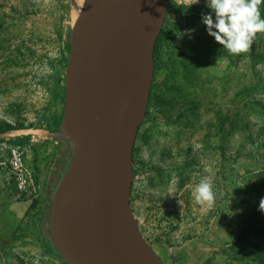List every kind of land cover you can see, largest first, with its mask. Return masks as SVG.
I'll list each match as a JSON object with an SVG mask.
<instances>
[{
  "label": "rangeland",
  "instance_id": "rangeland-1",
  "mask_svg": "<svg viewBox=\"0 0 264 264\" xmlns=\"http://www.w3.org/2000/svg\"><path fill=\"white\" fill-rule=\"evenodd\" d=\"M82 5L0 0V121L44 129L62 112L61 50ZM192 6L200 9L168 8L157 39L160 66L134 148L132 209L165 264H264V33L247 53L231 55L202 22L207 0ZM26 153L35 187L38 158ZM205 176L213 180L211 207L192 195ZM54 188L44 192L48 201ZM36 213L40 244L18 242L17 229L0 240V264H66L44 242L49 207ZM18 215L11 208L7 219Z\"/></svg>",
  "mask_w": 264,
  "mask_h": 264
},
{
  "label": "water",
  "instance_id": "water-1",
  "mask_svg": "<svg viewBox=\"0 0 264 264\" xmlns=\"http://www.w3.org/2000/svg\"><path fill=\"white\" fill-rule=\"evenodd\" d=\"M170 2L83 0L72 27L61 130L73 158L46 206L50 239L67 264H165L131 195Z\"/></svg>",
  "mask_w": 264,
  "mask_h": 264
},
{
  "label": "crops",
  "instance_id": "crops-1",
  "mask_svg": "<svg viewBox=\"0 0 264 264\" xmlns=\"http://www.w3.org/2000/svg\"><path fill=\"white\" fill-rule=\"evenodd\" d=\"M26 136L31 138L30 146L27 148L28 156L34 154L38 158V182L35 187L37 193L45 201L42 207L45 210L50 201L46 199L44 192L48 194V190L52 186H56L60 175L67 167L72 154V141L63 130L53 131L47 128H25L0 133V141L6 139L12 143L15 139ZM46 164L51 165L48 170L44 168ZM47 183L49 187L46 185ZM13 193V189H11L7 181V171L0 169V240L2 238L8 240L12 232L18 229V242L28 241L30 243H26V245H31L32 243L39 245L41 237H43L41 234L43 220L39 219L36 210L31 209L33 201L31 197L17 199ZM11 208L19 209V215L14 216L12 221L7 219ZM45 244L47 243L45 242Z\"/></svg>",
  "mask_w": 264,
  "mask_h": 264
},
{
  "label": "clouds",
  "instance_id": "clouds-1",
  "mask_svg": "<svg viewBox=\"0 0 264 264\" xmlns=\"http://www.w3.org/2000/svg\"><path fill=\"white\" fill-rule=\"evenodd\" d=\"M196 3L199 0H190V6ZM261 5L264 0H207L211 13L202 15V22L207 26L208 34L227 53L239 56L253 47L258 34L264 33ZM192 195L197 204L211 207L215 202L212 178H201ZM259 210L264 212V198L259 202Z\"/></svg>",
  "mask_w": 264,
  "mask_h": 264
},
{
  "label": "built area",
  "instance_id": "built-area-1",
  "mask_svg": "<svg viewBox=\"0 0 264 264\" xmlns=\"http://www.w3.org/2000/svg\"><path fill=\"white\" fill-rule=\"evenodd\" d=\"M30 144H14L9 140L0 141V169L7 171V181L17 199L31 197L44 205L43 198L36 193L33 175L27 165V148Z\"/></svg>",
  "mask_w": 264,
  "mask_h": 264
},
{
  "label": "trees",
  "instance_id": "trees-1",
  "mask_svg": "<svg viewBox=\"0 0 264 264\" xmlns=\"http://www.w3.org/2000/svg\"><path fill=\"white\" fill-rule=\"evenodd\" d=\"M172 6L176 7L178 10L183 11V12H196L200 9L198 6H192V5L190 6V5H186V4H175V3L171 2L169 8H171ZM157 42H158V40H157ZM70 49H71L70 41L65 42L64 48L61 50V62L64 64L65 67L67 66ZM156 49H157V43H156ZM155 60H156V68H155V70H156L159 68L160 63L158 62V60L156 58H155ZM63 90H64V94L60 97V99L64 105L65 78H64ZM63 109H64V106H63ZM63 109H62L61 113L54 114L52 117L47 119V123L45 124L47 129L53 130V131H58L59 129H61L62 119H63ZM29 127H33V125H26L23 122H18V124L14 125V124H11L9 122L0 121V133H5L8 131L17 130V129H25V128H29ZM12 143H14V144H25V143L30 144L31 138L28 136L23 137V138H17ZM72 158H73V145H72V154H71V158H70L68 165L70 164ZM68 165H67V167H68ZM35 179L38 182V178L35 177ZM41 204L42 203H40V201L38 199H35L32 201L31 209L34 211L35 210L39 211L43 207V205H41ZM44 240L47 243V246L50 248L51 251H56L58 253L57 249L55 248L54 244L52 243V240L46 234L44 235ZM263 261L264 260H261V262H263Z\"/></svg>",
  "mask_w": 264,
  "mask_h": 264
},
{
  "label": "bare ground",
  "instance_id": "bare-ground-1",
  "mask_svg": "<svg viewBox=\"0 0 264 264\" xmlns=\"http://www.w3.org/2000/svg\"><path fill=\"white\" fill-rule=\"evenodd\" d=\"M74 14H77V13H76V10H74Z\"/></svg>",
  "mask_w": 264,
  "mask_h": 264
}]
</instances>
